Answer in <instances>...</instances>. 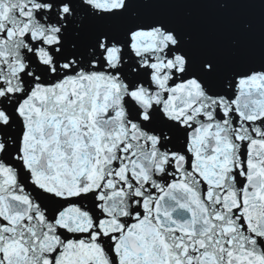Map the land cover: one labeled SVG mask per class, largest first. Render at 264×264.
Listing matches in <instances>:
<instances>
[{
    "label": "snow or ice",
    "instance_id": "snow-or-ice-1",
    "mask_svg": "<svg viewBox=\"0 0 264 264\" xmlns=\"http://www.w3.org/2000/svg\"><path fill=\"white\" fill-rule=\"evenodd\" d=\"M0 264H264V0H0Z\"/></svg>",
    "mask_w": 264,
    "mask_h": 264
},
{
    "label": "water",
    "instance_id": "water-1",
    "mask_svg": "<svg viewBox=\"0 0 264 264\" xmlns=\"http://www.w3.org/2000/svg\"><path fill=\"white\" fill-rule=\"evenodd\" d=\"M191 13L189 15L188 13ZM176 19L182 22L198 21L222 29L229 23L230 17L218 5L198 6L191 9L179 8L175 11ZM230 44V40L225 41Z\"/></svg>",
    "mask_w": 264,
    "mask_h": 264
}]
</instances>
